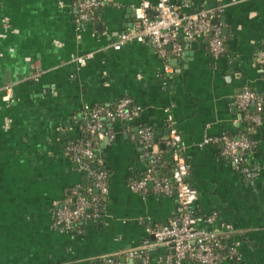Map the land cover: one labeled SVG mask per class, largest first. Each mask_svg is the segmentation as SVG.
<instances>
[{
  "label": "crops",
  "instance_id": "crops-1",
  "mask_svg": "<svg viewBox=\"0 0 264 264\" xmlns=\"http://www.w3.org/2000/svg\"><path fill=\"white\" fill-rule=\"evenodd\" d=\"M100 1L95 19L80 23L75 0H0V264H100L106 256L134 264L126 253L150 241L148 229L175 217L173 197L128 187L146 175L151 159L170 166V129L182 141L187 181L197 191L195 216L212 217L216 234L232 228L226 247L235 257L222 264H264V0H171L184 14L217 16L225 48L219 59L204 38L165 59L146 44L114 51L117 35L134 27L141 0ZM89 54L84 67L71 62ZM6 87L8 104L1 102ZM245 91L262 100L258 125L235 107ZM124 99L137 114L130 122L107 121L113 139L99 142L108 185L103 217L62 233L54 215L71 206L87 180L69 148L81 141L88 111ZM248 112L258 113L253 104ZM143 129L152 135L150 152L136 139ZM221 137L253 143L245 157L250 174L234 169L221 146L205 144ZM145 252L147 264H169L167 248Z\"/></svg>",
  "mask_w": 264,
  "mask_h": 264
},
{
  "label": "built area",
  "instance_id": "built-area-1",
  "mask_svg": "<svg viewBox=\"0 0 264 264\" xmlns=\"http://www.w3.org/2000/svg\"><path fill=\"white\" fill-rule=\"evenodd\" d=\"M75 7L80 23H91L98 9L102 7L100 0H75ZM215 14L198 11L193 14L182 13V7L171 3V0H156L154 6L145 0L134 12V27L117 35L115 42L110 46L114 51H119L130 43L146 44L151 46L156 54L165 59L168 55L179 56L182 54V43H191L205 35L210 34L207 42V51L213 59H219L225 52L224 42L221 39L220 28L216 26ZM92 55L72 57L71 62L79 67H84ZM171 75V69H164ZM34 80L35 76H34ZM12 101V91L4 88L1 102L8 104ZM256 106L257 114L250 115V105ZM127 100L119 101L114 112L105 111L104 108H95L88 111L87 131L90 139L84 147L75 151L74 161L80 169L91 176L94 182L87 187L84 194H77L70 207L58 209L54 215V226L62 233L72 234L73 226L83 222H98L103 217L104 207L108 196L107 174L104 169L96 168L100 161H92V146L104 138L113 139L106 133L101 119L106 121L117 120L130 122L131 115L127 111ZM235 107L244 119L254 125L261 121L260 111L262 100L254 93L245 91L235 99ZM137 142L146 151L153 148L152 135L149 129L137 133ZM205 144L221 146V155L227 158L234 169L244 175L250 174L246 166L245 157L253 148V143L244 137H221L215 140H206ZM168 150L171 171L170 176L164 179L151 177L152 170L148 169L146 175L137 182L129 184L130 191L145 196L149 193L155 196L173 197L176 202L175 217L166 225L148 229L150 241L144 242L139 248L126 253L134 264H147L145 251L155 247L167 248L171 255L169 264H222L225 259L234 258V250L227 249V235L232 233V228H226L227 234H216L211 230L213 218L209 217L200 221L194 213L197 200V191L188 183L190 168L183 156V147L180 137L174 129H170L165 141ZM86 160V161H85ZM151 185V190H147ZM97 193V196H92ZM100 264H118L114 256L100 259Z\"/></svg>",
  "mask_w": 264,
  "mask_h": 264
},
{
  "label": "trees",
  "instance_id": "trees-1",
  "mask_svg": "<svg viewBox=\"0 0 264 264\" xmlns=\"http://www.w3.org/2000/svg\"><path fill=\"white\" fill-rule=\"evenodd\" d=\"M100 11V9H98L97 11V14L98 12ZM217 17V16H215ZM95 19V17L93 18V20ZM216 26H218L220 28V25L218 24V22L215 24ZM221 32V30H220ZM210 37V34L208 33V35H205L204 39L207 40L209 39ZM221 39L223 41V37L221 35ZM128 101V105H127V111L129 112V114L131 115V118L135 117V114H137V108L133 105V103L129 100V99H125ZM119 101L111 108L109 109H104L105 111H111V112H114L115 111V108L117 107ZM249 113V112H248ZM250 114V113H249ZM252 115V114H250ZM103 125V128L104 130L106 129V127L104 125H106L107 121L106 120H103L101 119L100 121ZM108 131V130H106ZM90 139V135L87 131V127H85V132L84 134L82 135V139L79 143H77L76 145H73L69 148V151H68V156L70 157V159H74V154H75V151L79 148H82L84 147V144ZM99 145L100 143L92 146V152H93V158H92V161H96L98 162L99 161ZM167 149H165L164 152H166ZM168 153V152H167ZM86 161V160H85ZM162 165H163V161L161 159H151V162H148V165H147V169H151L152 170V175L151 177H153L154 179H164V178H168L170 176V171H171V165L168 167L166 166L165 169H162ZM96 168H101V169H104L102 167L101 164H98ZM87 180H86V183L84 184V189H82L81 191V194H84L85 195V190L87 189V187H90L92 185V183L94 182V179L91 177V176H86ZM147 190H149L150 192V189L147 187ZM76 194V193H75ZM77 195V194H76ZM75 195V197H76ZM92 196H97V193H92ZM80 226L81 224H76L73 226V233L80 229ZM145 257H146V253L143 254ZM114 260L116 262H118V258L117 257H114Z\"/></svg>",
  "mask_w": 264,
  "mask_h": 264
},
{
  "label": "water",
  "instance_id": "water-1",
  "mask_svg": "<svg viewBox=\"0 0 264 264\" xmlns=\"http://www.w3.org/2000/svg\"><path fill=\"white\" fill-rule=\"evenodd\" d=\"M104 143H106V140L104 141Z\"/></svg>",
  "mask_w": 264,
  "mask_h": 264
}]
</instances>
